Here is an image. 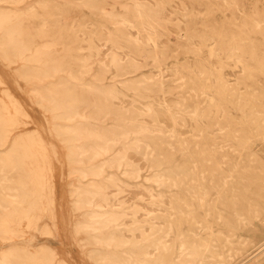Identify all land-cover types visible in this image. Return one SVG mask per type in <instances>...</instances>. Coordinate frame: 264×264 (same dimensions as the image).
Here are the masks:
<instances>
[{"label":"bare ground","instance_id":"obj_1","mask_svg":"<svg viewBox=\"0 0 264 264\" xmlns=\"http://www.w3.org/2000/svg\"><path fill=\"white\" fill-rule=\"evenodd\" d=\"M79 1L94 33L68 23L71 5L0 0V71L8 76L0 77V264H67L48 246L17 240L57 213L59 153L31 124L24 96L61 149L72 233L91 264H264V0H249L248 10L243 0H206L197 23L186 11L172 56L156 44L157 33H169L158 16L168 0H135L119 22L104 0ZM214 10L228 14L218 23ZM125 28L144 33L139 45L126 44L136 61L100 57L94 39L118 45ZM167 57L176 60L177 86L151 74L121 78ZM228 66L239 70L233 83ZM135 160L150 172L142 180L154 200L167 201L147 232L125 222L135 207L108 196L140 179Z\"/></svg>","mask_w":264,"mask_h":264},{"label":"rangeland","instance_id":"obj_2","mask_svg":"<svg viewBox=\"0 0 264 264\" xmlns=\"http://www.w3.org/2000/svg\"><path fill=\"white\" fill-rule=\"evenodd\" d=\"M34 1L35 0H29L27 4L31 5V3H33ZM104 1L106 6L111 7V10L116 15L118 22L120 19L119 16L121 15V12H124L125 10H129V12L132 11L131 9L135 2V0H104ZM137 1L147 6H153L155 4V0H137ZM53 2H55V4H60V5L68 4L73 6V10H71L72 11L71 14L74 15H71V18L69 19L68 23L73 27H77L80 23H82L84 32L81 31L79 33H94L97 30V26L93 23V19H91V12L87 8L83 7V5H81L79 0H53ZM243 2L245 3V8L248 10L251 7L250 1L243 0ZM211 4H212L211 1L209 2L206 0H168L164 4L162 10L159 12L158 16L164 22L168 23L166 25V28L169 33H161V31L160 33H157V41H156L157 47L159 49L165 50L166 51L165 55L168 54L169 56V52H170V56H172L173 55L172 51L175 49V42L173 40V37L175 38L179 37L180 35L179 32L182 31V29H184L186 25L187 18H185L184 16L185 12L191 11L192 18H194V22L197 23L198 17H200V15L204 12V9ZM263 5L264 4L262 3L258 4L257 6L258 9L261 8ZM35 10L39 12V8L37 6L35 7ZM225 13L226 12L220 13L214 10L212 15L216 20V22L219 23L223 21L222 18H224ZM96 20L100 21V18L96 17ZM112 27L113 26L111 24H105L104 27L101 28L100 30L103 33H107V30L111 29ZM128 41H132L134 43H137L136 45H139V43H142L144 41V33H136L135 30L131 28H125L124 33L121 36V40L119 41L118 45L115 44L110 45L109 43H105L103 40H99L96 38L94 39L93 44L95 45V48L99 53V56L105 60L109 59L110 54L115 53L117 54V56L120 58L121 61L127 60V58L136 61L137 56L126 45ZM195 44H197V41L194 42V45ZM175 59L178 61V63L184 62L185 60H188L189 62L193 61V58L191 56L184 57L182 55H178V57H176ZM175 59L167 57L159 68L153 67V65L150 64L144 67L143 69H141L140 72L126 73L121 78L122 79L133 78L135 77V75L141 76V75L151 74L155 77L161 78L167 86H171V87L177 86L179 82L178 80L173 79V76L171 74L172 65L176 61ZM223 70H224V77L227 78L230 81V83H233L238 76L239 73L238 68H233L231 66L230 67L228 66L225 67ZM113 75H114V70H111L110 76ZM0 77L3 80H7L8 76L2 70L0 71ZM16 92L18 94V91ZM167 98L169 99L170 96H167ZM21 100H22L21 101L22 105L26 109H28L30 113V118L32 117L30 121L31 124L33 126L35 124L36 125L38 124L37 126L35 125L34 127L43 135V137L45 138V140H47L48 143L55 145L57 149V153H59L58 154L59 160H55L54 163L60 165L59 166L55 165V170H54V173L56 175L55 179L58 180V181L55 180L56 181L55 182L56 211L58 214L56 213V217L54 220H51L49 218H42L36 224L35 230H30L26 235L18 237L17 240L22 244L25 245L30 244L33 247H38L43 245L48 246L49 248L54 249L55 252L58 254V256L61 257L67 264H91L86 259L84 250L79 247L72 233L71 228H72V222L74 220V213L71 210L70 201L68 198L67 190L69 187V180L66 177V167L64 165L61 149L56 143V141L52 138L51 133L48 132L46 123L42 119L41 113L38 110L32 109L31 106L27 104V101L25 100V96L22 97ZM130 100H131L130 98L126 99V103L131 104ZM154 102L157 103V101ZM142 106H143L142 104H138V107H142ZM49 138L50 140L48 141ZM52 139L53 141H51ZM57 147L59 148V150ZM257 147L258 146L256 144V148ZM60 160L63 163H60L61 162ZM135 164L138 168L140 179H137L136 181L126 182L125 187L121 192L116 191L115 188H109L108 196H110L109 200L112 204H114V206L118 205L119 201H122L128 207H135L137 211L134 214L128 212V216L126 217L125 222L129 224L132 221V218H134L136 222L142 224L143 229L141 231L147 232L149 226L146 223L149 222L155 225L160 224V220L154 219L152 218L153 216L152 217L150 216L153 213H162L165 206L164 204H166L167 201L166 199H164L162 202V204L163 203L164 204L162 206H159V202L154 200L155 188L152 186L146 187L147 182H145V180H142L144 177L150 174L148 168L146 167V165H144L142 162L138 160L137 161L135 160ZM57 170L59 173L58 176H57L58 174ZM63 189L64 190L66 189L65 190L66 192H63L64 191ZM59 193H61V195ZM62 193H64L63 197H61ZM63 199H66L67 201H64ZM42 225L49 226L51 232L49 234L40 233V229ZM125 234L131 237L130 233L126 232ZM138 235L139 232L135 231L134 236L138 237ZM235 258L231 259V261H229L228 264H241L242 261L239 260V258L236 259Z\"/></svg>","mask_w":264,"mask_h":264}]
</instances>
